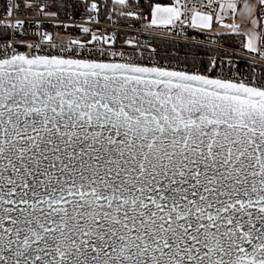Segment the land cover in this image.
<instances>
[{
	"label": "snow or ice",
	"instance_id": "snow-or-ice-1",
	"mask_svg": "<svg viewBox=\"0 0 264 264\" xmlns=\"http://www.w3.org/2000/svg\"><path fill=\"white\" fill-rule=\"evenodd\" d=\"M110 4L109 21L223 28L253 56L181 57L85 25L57 39L20 18L55 5L7 0L0 264H264V0ZM84 7L99 25L97 0Z\"/></svg>",
	"mask_w": 264,
	"mask_h": 264
},
{
	"label": "built area",
	"instance_id": "built-area-1",
	"mask_svg": "<svg viewBox=\"0 0 264 264\" xmlns=\"http://www.w3.org/2000/svg\"><path fill=\"white\" fill-rule=\"evenodd\" d=\"M7 0H0V18H5V9H6ZM117 7V6H116ZM118 8V7H117ZM95 15V13H93ZM108 16V15H107ZM106 17H99L101 23L99 25H95L89 22V13L86 9L81 8L80 6H75L68 3L63 9L62 13L58 14L56 17H46L42 14L39 16L35 14H31L28 9H21L20 18L22 19H39L42 22V30L48 31L50 33L59 34L56 36L57 39L65 38L67 39L69 35L73 37H78L81 35L79 28L70 27L64 28L58 26L60 24L64 25H85L92 27L93 29L99 27L101 31H111L112 29L120 30V44L123 43L124 39L138 36L141 41L144 40H165V41H173L177 43H184L190 45H199L201 47H205L211 50V53L208 54L207 57L216 55L217 53L215 49H227L230 53H235V57L237 59L238 66L241 68H246V61L239 59L241 55L248 56L250 59L253 54L247 53L246 50L240 47V39L238 38L233 43L229 44L223 42L220 39V36L225 34L223 31L217 33H211L206 31L201 33L197 30L188 29L187 35L183 31H180L179 34H173L172 31L164 30V29H146L145 26L148 23V20L145 19L143 21H133L131 18L125 19L124 21H120L118 17L113 14L112 21H109ZM146 17V16H145ZM227 22V21H226ZM3 31V29H0ZM34 27H28L29 36L28 37H18L23 39H32L35 33ZM11 36H9V39ZM126 47V46H125ZM26 49L21 47L20 51H25ZM223 55V52L219 53ZM228 59V57H225Z\"/></svg>",
	"mask_w": 264,
	"mask_h": 264
},
{
	"label": "trees",
	"instance_id": "trees-1",
	"mask_svg": "<svg viewBox=\"0 0 264 264\" xmlns=\"http://www.w3.org/2000/svg\"><path fill=\"white\" fill-rule=\"evenodd\" d=\"M37 3H48L49 5H55L53 7H49L48 9L53 10V12H57L58 14L62 13L65 6L70 3L75 6H80L81 8H84L85 1L84 0H36ZM98 4L101 6V16L100 17H106L111 9L110 0H97ZM151 2V0H132L133 5L139 4L141 5L139 9L143 11L144 16L148 17L149 11H148V4ZM119 20L122 22L125 19L119 18ZM240 37H237L235 34H223L220 36V39L223 42L226 43H233L235 40H237ZM152 42V46L158 48L161 51H171V52H177L181 57L185 55L186 52L190 54L191 52V46L190 44H184V43H177L173 41H165V40H159V39H153L150 40ZM197 55L207 58L208 54L211 53V50L205 48V47H198L196 49Z\"/></svg>",
	"mask_w": 264,
	"mask_h": 264
},
{
	"label": "rangeland",
	"instance_id": "rangeland-1",
	"mask_svg": "<svg viewBox=\"0 0 264 264\" xmlns=\"http://www.w3.org/2000/svg\"><path fill=\"white\" fill-rule=\"evenodd\" d=\"M117 7H119V6H117ZM141 12H143L141 9H139ZM30 11V13L31 14H35L36 15V12L34 11V10H29ZM47 11H53V10H51V9H47ZM42 14V13H41ZM43 15V14H42ZM224 30H226V29H223V28H218V31L217 32H221V31H224ZM209 32H211V33H217V32H212V31H209Z\"/></svg>",
	"mask_w": 264,
	"mask_h": 264
},
{
	"label": "crops",
	"instance_id": "crops-1",
	"mask_svg": "<svg viewBox=\"0 0 264 264\" xmlns=\"http://www.w3.org/2000/svg\"><path fill=\"white\" fill-rule=\"evenodd\" d=\"M223 32H224L225 34H231V33L228 32V30H224Z\"/></svg>",
	"mask_w": 264,
	"mask_h": 264
},
{
	"label": "flooded vegetation",
	"instance_id": "flooded-vegetation-1",
	"mask_svg": "<svg viewBox=\"0 0 264 264\" xmlns=\"http://www.w3.org/2000/svg\"><path fill=\"white\" fill-rule=\"evenodd\" d=\"M86 3H91V0H84ZM101 7V6H100Z\"/></svg>",
	"mask_w": 264,
	"mask_h": 264
},
{
	"label": "water",
	"instance_id": "water-1",
	"mask_svg": "<svg viewBox=\"0 0 264 264\" xmlns=\"http://www.w3.org/2000/svg\"><path fill=\"white\" fill-rule=\"evenodd\" d=\"M149 16V15H148Z\"/></svg>",
	"mask_w": 264,
	"mask_h": 264
}]
</instances>
